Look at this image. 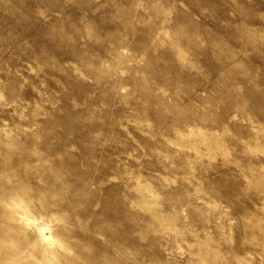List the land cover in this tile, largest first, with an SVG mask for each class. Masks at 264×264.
Here are the masks:
<instances>
[{
  "label": "clouds",
  "instance_id": "1",
  "mask_svg": "<svg viewBox=\"0 0 264 264\" xmlns=\"http://www.w3.org/2000/svg\"><path fill=\"white\" fill-rule=\"evenodd\" d=\"M79 2L82 7L71 10L69 20L71 0H31L33 27L24 41L0 37L3 60L9 49L26 45L42 64L52 56L61 65L74 62L76 75L96 84L90 69L96 63L91 51L98 50L97 35L89 23L98 18L92 9L100 0ZM133 9L158 34L167 31L170 43L184 52L185 67H200L209 84L221 73L238 78L240 87L230 90L229 101L255 133L242 142L239 173L226 192L206 191L165 157L170 178L158 184L150 208L128 196L123 206L98 199L95 184L71 181L75 187H68L43 164L23 163L28 154L21 138L33 128L26 132L19 122L31 123L25 101L32 96L19 73L0 67V264H264V126L252 123L264 118V0H171L167 5L133 0ZM119 55L128 63H145L142 56L128 60L133 54L126 46ZM245 69L249 74L240 78ZM121 93L127 97L131 90L120 87ZM21 201L24 208L18 209ZM141 212L153 222L130 228L129 217ZM22 214L39 217L49 231L42 235L38 227L26 225ZM101 215L108 222L97 226L95 218ZM52 235L60 240L55 246L46 239ZM161 237H167L166 256L156 247ZM189 237L194 242L187 243Z\"/></svg>",
  "mask_w": 264,
  "mask_h": 264
},
{
  "label": "rangeland",
  "instance_id": "2",
  "mask_svg": "<svg viewBox=\"0 0 264 264\" xmlns=\"http://www.w3.org/2000/svg\"><path fill=\"white\" fill-rule=\"evenodd\" d=\"M170 2L161 0V5ZM30 5L31 0H0V37L26 39L34 23ZM68 7L67 19L71 20V10L82 5L71 0ZM92 15L98 17L89 23L97 35L94 43L98 50L91 51L96 63L90 69L96 84L78 77L79 65L74 62L61 65L52 56L42 64L37 55L30 56L26 45L9 49L7 60L0 54V67L5 73L9 69L19 73L32 96L25 101L30 106L26 115L31 123L19 122L26 132L33 128L21 138L28 154L23 163L37 168L43 164L68 187H75L71 181L95 184L97 198L113 205L119 202L123 206V197L128 196L129 201L150 208L158 184L170 178L165 157L182 169L180 175L187 172L194 176L193 184L200 181L206 191L226 192L240 171L242 142L248 134L255 135L252 125L245 117L236 116L229 101L230 90L240 87L235 83L238 78L221 73L209 84L200 67L186 68L183 50L170 43L167 31L158 34L146 25L133 9V0H100ZM122 46L133 54L128 60L142 56L145 63L123 60L119 55ZM101 62L107 66L101 67ZM38 65L40 71L36 72ZM120 71L127 75L121 77ZM248 74L245 69L240 78ZM120 87L131 93L127 97L117 94ZM252 123L264 126V118ZM17 208H24L23 201ZM144 216L141 212L129 217V227L153 222L151 216L147 220ZM20 219L38 227L42 235L49 231L46 224L38 223L39 217L22 214ZM95 221L97 226L108 222L106 215ZM161 224L166 221L162 219ZM46 239L52 246L60 243L54 235ZM192 242V237L187 238V243ZM155 243L166 256L167 237Z\"/></svg>",
  "mask_w": 264,
  "mask_h": 264
}]
</instances>
